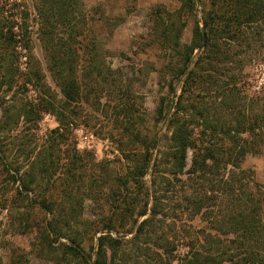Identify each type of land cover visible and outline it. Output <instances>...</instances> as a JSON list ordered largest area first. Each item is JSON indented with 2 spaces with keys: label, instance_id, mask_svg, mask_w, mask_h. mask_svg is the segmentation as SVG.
<instances>
[{
  "label": "trees",
  "instance_id": "16d2710c",
  "mask_svg": "<svg viewBox=\"0 0 264 264\" xmlns=\"http://www.w3.org/2000/svg\"><path fill=\"white\" fill-rule=\"evenodd\" d=\"M209 2L202 11L201 24L197 23L193 31L191 45L181 43L187 27L185 14L166 13L169 18H176L180 27L174 45L166 41V48L174 46L176 57L165 64L168 97H162L156 111L158 119L167 122L172 133L167 136L170 149L161 151L158 138H141L142 129L135 125L141 114L135 108L132 92L99 60L103 57H99L101 51L92 40L93 19L84 1L35 0L46 70L58 90L44 84L48 77L38 71L37 83L35 76L28 77L36 93L34 102L20 104L15 98L5 109L7 134L16 141L14 146L4 145L5 131L0 124V209L15 210L18 229H36L48 243L52 241L51 235L62 236L60 224H52L56 221L55 207H62L64 198L69 201L75 191L81 190L85 179L90 186L95 183L93 175L86 173L84 153L72 144L71 136L84 107L91 104V96L100 92L115 99L111 111L115 110L116 116L126 117L122 130L125 139L115 140L128 161L126 186L130 188L127 200H110L115 202L117 211L120 203L126 202L130 220L106 219L90 225L93 234L100 235L96 238L98 250L94 260L78 247H68L67 254L75 258L81 254L86 264H113L124 251L123 245L128 246L124 242L134 245L145 237L153 238L155 250L163 253L154 250L155 258H148L145 264H172L170 256L176 246L159 222L179 210L186 216L185 229H179L188 251L178 264H264V185L256 181L253 171L243 168L249 155L264 151V90L250 94L247 76L234 73L243 72L247 63L262 54L264 0ZM157 13L160 20L161 11ZM216 23L220 32L214 28ZM13 25L8 26L0 16V41L11 43L6 44L8 47L20 37L12 32ZM221 39L236 43L242 54L229 43H225L224 51ZM200 47L203 52L194 57ZM254 49L257 57H242ZM171 96L172 107L167 111ZM45 113L55 115L59 126L41 138L38 127L30 124ZM21 120L29 125L13 135L11 132ZM10 151H14V163L9 164ZM149 173L151 179L147 183ZM61 181L69 184L62 187ZM6 183L16 186L11 199L7 197ZM91 188L88 193L93 191ZM54 192L61 197L57 205L52 200ZM117 193L124 195L122 190ZM27 201L34 206L29 207ZM31 210L35 218L29 224L24 215L29 219ZM40 211L52 219L41 222L36 216ZM63 213L61 210L57 216L61 220ZM129 222L134 224L130 231ZM110 231L116 237L107 234ZM120 231H124L122 236ZM128 234L131 239H127Z\"/></svg>",
  "mask_w": 264,
  "mask_h": 264
},
{
  "label": "rangeland",
  "instance_id": "374dc122",
  "mask_svg": "<svg viewBox=\"0 0 264 264\" xmlns=\"http://www.w3.org/2000/svg\"><path fill=\"white\" fill-rule=\"evenodd\" d=\"M83 1L88 14L93 19L92 40L96 42L97 49L101 51V54L98 52L99 57H103L99 60L114 71L119 81H123L133 94L135 108L141 114L140 116L137 114L135 123L138 128L142 129L141 138L146 141L156 137L159 140L157 141L158 149L168 151L170 149L167 146L168 138L172 133L168 130L167 122L158 119L156 111L162 97L168 95L169 75L165 64L169 58L176 57L172 45L178 39L176 35L179 33L180 22L176 18H169L166 13L177 14L179 11L185 14L187 27L181 36V43L191 45L193 31L197 23L201 24L202 11L209 5V0H192L193 3L191 0ZM158 11H161L160 20H157ZM0 16L7 21L8 26L14 24L12 32L20 35L17 43L11 47L6 45L11 43L5 40L0 41V124L5 131L4 145L14 146L16 141L12 140L13 136L7 134L8 119L4 117L5 109L15 98L20 104L34 102L36 93L33 90V84H29L28 77L32 79L35 76L34 81L37 83L36 74L38 71L41 73L43 71L48 77L43 81L44 84L51 85L55 91L58 89L51 83L46 70L41 39L38 35L39 25L35 0H0ZM218 26L219 23H216L214 28L220 32L221 28ZM166 41L172 44V48H166ZM220 41L224 51L227 50L225 43H229L239 54H242L241 48L233 41L227 39ZM202 52L203 47H200L194 57H198ZM242 57H257L256 49L248 56ZM234 73H243L245 77L247 76L245 79L250 84V94L264 90V49L259 58L247 63L243 72L234 71ZM180 91L179 88L178 94ZM173 99V96L169 98L167 111L172 107ZM114 101L115 99H110L109 94L103 95L98 92L92 95L91 104L89 107H84L81 118L73 126L71 140L74 143L72 144L80 153H84L86 173L93 175L92 181L95 183L90 186L85 179L81 184L84 185L81 190L75 191L69 201L64 198L61 203L62 207H55V219L60 220V223L53 221L52 224H60L62 236L51 235L52 241L48 243L43 238L41 239L36 229L31 232L18 229V217H15V210L6 212L0 209V264H86V258L82 259L81 254H77V258L70 257L67 254V248L78 247L86 257L91 256L94 260L98 250L96 238L100 235H94L90 225L106 219L114 221L122 219L126 222L130 220L128 211H125L126 202H121V206H118L120 211H117L114 209L115 202L110 200H122V198L127 200L126 196L130 188V185L126 186L129 175L128 161L123 157L118 142L115 140L124 138L122 130L126 117L124 114L116 116L115 110L111 111ZM188 109V114H191V100ZM27 125L29 124L21 120V124L11 133L15 135ZM30 125L38 127L37 133L41 138L59 126L57 117L47 113L42 114L39 121L35 120ZM15 126L13 125L12 128L14 129ZM13 154L14 151L7 152V163H14ZM187 160L190 165L191 151L188 153ZM243 168L253 171L256 181L264 185V151L260 155H249ZM150 174L146 177L147 183L150 182ZM68 184L67 182L63 184L61 181L59 185L65 187ZM5 187L9 191L7 197L9 199L14 197L16 186L6 183ZM90 188L93 191L88 193ZM117 190H122L125 196L118 194ZM53 195L52 200L55 201V205L59 204L60 195L57 196V193ZM27 204L31 208L34 206L30 201H27ZM71 204L75 207L73 208ZM61 210L64 212L62 220L57 217ZM36 216L41 222L52 219L51 215L41 213V211L37 212ZM24 217L29 224H32L35 215L32 212L29 219L27 214ZM185 217L183 212L178 210L159 222L160 228L167 231L166 235L176 246L175 252L170 256L172 264H178V261L184 258L188 251L185 247L186 240L180 235L179 229L180 226L185 229L183 226L186 225L183 223ZM26 220L23 223H26ZM133 225L129 222L128 231L133 229ZM123 232L120 231L121 236ZM107 234L116 237L114 231L107 232ZM126 236L127 239L132 238L131 234ZM124 243L128 246L123 245L124 251L113 264H145L148 258L151 260L155 258L153 251L156 241L153 238L149 240L142 237L137 244L133 243L134 245H130V241ZM155 251L162 253L158 249Z\"/></svg>",
  "mask_w": 264,
  "mask_h": 264
},
{
  "label": "crops",
  "instance_id": "0c3cea01",
  "mask_svg": "<svg viewBox=\"0 0 264 264\" xmlns=\"http://www.w3.org/2000/svg\"><path fill=\"white\" fill-rule=\"evenodd\" d=\"M93 1H106V0H93ZM156 1V0H155ZM157 1H160V0H157ZM161 1H163V0H161Z\"/></svg>",
  "mask_w": 264,
  "mask_h": 264
}]
</instances>
